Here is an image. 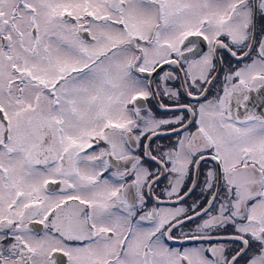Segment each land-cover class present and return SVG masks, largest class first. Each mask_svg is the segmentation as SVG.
Masks as SVG:
<instances>
[{
  "label": "snow or ice",
  "instance_id": "1",
  "mask_svg": "<svg viewBox=\"0 0 264 264\" xmlns=\"http://www.w3.org/2000/svg\"><path fill=\"white\" fill-rule=\"evenodd\" d=\"M258 20L264 0H0V264H264ZM222 52L250 62L210 98Z\"/></svg>",
  "mask_w": 264,
  "mask_h": 264
},
{
  "label": "flooded vegetation",
  "instance_id": "2",
  "mask_svg": "<svg viewBox=\"0 0 264 264\" xmlns=\"http://www.w3.org/2000/svg\"><path fill=\"white\" fill-rule=\"evenodd\" d=\"M261 23H264V22H261L259 20L257 21V28L258 29H259ZM259 38H260V33L258 31L257 32V39L259 40ZM222 54L224 56V67L221 68V70L219 72V75H218L216 81L214 82V85H213L211 91H209V93H208V96L210 98L213 97L216 94L218 89H220V87H221V85L223 83V77H224V74H225L226 70H230V69H233V68H239V67H241L243 65V63L250 62V60L248 58H246L244 61H237V60L231 58L226 52H222ZM254 55H255V52H253V56ZM170 86L171 87H178V82L171 83ZM260 95H264V89H261L259 92L253 91L252 93H250V96L252 98V101L250 102V106H252L253 103H258L257 97L260 96ZM164 102L167 103L168 101L165 100ZM185 102H187V101L185 100ZM149 107H151L152 110L157 113V115H162V113L157 110V108L155 106V102L149 101ZM256 110L260 111L259 107H257ZM242 112H243V109H241V113ZM169 142H170V138H164V139H162L160 141V143H163L165 145H167ZM89 151H91V150H89ZM163 183H166V182H162L161 187H163ZM199 197H200V192L197 189V191L193 194L191 199L187 200V204L190 205L193 200H196ZM148 206L149 207L152 206V201L151 200L148 201ZM193 226L194 225L189 224V225L186 226L185 230H187V228H190V227H193Z\"/></svg>",
  "mask_w": 264,
  "mask_h": 264
}]
</instances>
